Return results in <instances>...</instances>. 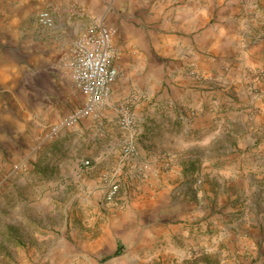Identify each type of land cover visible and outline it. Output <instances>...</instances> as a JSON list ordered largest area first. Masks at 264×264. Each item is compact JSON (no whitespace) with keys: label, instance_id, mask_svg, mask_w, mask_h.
Listing matches in <instances>:
<instances>
[{"label":"crops","instance_id":"obj_1","mask_svg":"<svg viewBox=\"0 0 264 264\" xmlns=\"http://www.w3.org/2000/svg\"><path fill=\"white\" fill-rule=\"evenodd\" d=\"M243 1L157 0L151 14L145 17V29L121 20L110 21L107 12L111 3L106 9L105 0H0V86L6 91L0 99V131L13 124L5 104L7 96L12 107L25 108L27 112L29 109L24 106L29 99L22 87L23 79L29 78L18 57L28 63L36 51L37 62L45 59L44 40L30 48L22 39L24 33L28 34L23 29L31 13L41 6L44 8L39 12L50 13L53 25L50 29L41 28L40 34L52 36L57 50L63 47L62 35L73 32L78 37L92 27H87L86 22L105 26L109 20L111 42L119 57L113 62L118 76L104 104L88 118L90 122L95 115L105 118V140L110 149L119 142H128L135 149L136 157L132 159L120 156V148L112 151L120 162L113 175L130 186L126 192L122 184L114 199L123 210H119L120 217L113 227L117 231L116 242L126 247L124 253L129 252L131 259L151 262L173 258L172 252L176 251L170 243L193 233L191 222L207 213L206 196L212 199L224 187L240 189L247 182L245 176L255 178V169L264 165L260 164L264 154H259L264 144L251 148L255 132L252 125L264 118V80L244 77L246 68L264 67V17L260 21L264 0ZM54 4L72 12L67 15V21L72 18L71 23L57 21L51 6ZM118 7L119 13L127 16H134L143 8L140 0H120ZM159 7L164 9L163 14ZM223 82L232 87L231 92L224 93L219 88ZM247 85L258 86L259 95L248 96ZM223 100L230 101V108L218 113ZM121 103L129 105L132 128L127 131L118 125L116 108ZM255 111L258 114L253 116ZM192 112L195 115L190 117ZM223 131L234 141L225 153ZM241 133L244 135L239 138ZM246 143L251 149L245 147ZM207 148L217 149V154L202 157ZM13 151L12 140L0 134V160L9 161ZM220 160L226 161L223 168L218 167ZM141 165L147 166L142 178ZM107 186L105 182V190ZM249 190L255 191L253 186ZM231 198L227 200L232 207ZM244 203L245 219L252 217L255 203L260 206L257 212L264 217V199L253 203L245 198ZM209 206L216 210V200ZM235 208L229 211L236 212ZM226 227H233L232 235L243 234L233 222ZM249 234L250 228L246 235ZM107 238L105 231V245L98 238L87 243L91 260L115 251L114 243ZM60 247L57 251L64 253L65 248Z\"/></svg>","mask_w":264,"mask_h":264},{"label":"rangeland","instance_id":"obj_2","mask_svg":"<svg viewBox=\"0 0 264 264\" xmlns=\"http://www.w3.org/2000/svg\"><path fill=\"white\" fill-rule=\"evenodd\" d=\"M119 1L105 0L106 9L108 3H111L107 12L110 21L121 20L126 24H137L146 29L148 24L144 22L145 17L151 14L153 4L157 0H140L143 8L135 12L134 16L120 14ZM121 1L127 3L129 0ZM245 2L244 0L242 3ZM51 6L55 10L57 21L71 23L72 18L67 21V15H72L71 11L63 8L61 4ZM42 8L44 7H38L31 13L23 29L28 34L24 33L22 39L30 48L35 47V43L40 39L45 41L44 62H37L36 51L28 63L25 58L18 57L23 63L20 66L24 75L29 78L23 79L22 85L29 99L28 104H24L29 108L28 112L25 108L12 107L13 103L8 96L5 99L13 124L10 129L1 130L0 134H5L12 140L14 154L9 157V161L0 160V264H264V217L257 212L260 206L255 203L258 198L264 199L261 195L264 190V165L255 169L258 172L255 178L245 176L247 182H243L238 191L224 187V191H216L211 196L212 199L206 196L207 213L191 222L193 233L183 237L182 241L170 243L176 251L172 252L173 258L145 262L131 259L129 252L124 253L126 247L116 242L117 231L113 227V223L120 217L119 210L122 207L119 201L106 203L103 197L105 182L108 185L112 182L118 183L119 190L123 184L126 192L130 188L119 176L113 175L120 162L114 156L117 154L112 151L121 149L125 142L116 140L115 143L119 142L120 147L117 144L115 149L107 146L105 118L95 115L93 122L89 121L90 116L80 117L73 122L67 121L73 111L85 101L84 96L72 85L67 69L70 48L77 37L73 32L62 35L63 47L60 50L53 46L55 39L52 36L41 37L42 27L36 22V13ZM163 13L164 9L161 11V14ZM261 17L260 21H263L264 16ZM108 24L109 20L105 22V26L112 29ZM86 26L95 25L88 21ZM118 59V53L115 51L113 62ZM37 76L39 79H33ZM244 77L262 82L264 67L246 68ZM219 88L224 93L232 91V87L225 82ZM245 90L248 96L259 95L258 86L247 85ZM5 94L6 91H2L0 86V99ZM229 105V100H223L217 108L218 113L228 110ZM128 106L127 103H121L116 108L117 120L120 122L123 115L128 116L131 129L132 119L127 111ZM257 114L255 111L252 115ZM194 115L192 112L190 117ZM262 120L252 125L255 129L252 149L264 144V118ZM215 130L217 128L213 131ZM223 134L221 143L225 146L223 145L222 153H225L234 141L229 133L223 131ZM242 135L244 134L241 133L239 138ZM245 147L250 148L248 143ZM261 151L259 154L263 155L264 150ZM214 154H217V149L207 148L201 156L207 159ZM84 162H88V165H84ZM225 162L220 160L218 167L223 168ZM261 162L260 164H263L264 160ZM143 166L141 165L140 169ZM105 175L108 179H105ZM111 175L113 177L109 179ZM141 176L142 174L139 177ZM252 186L255 189L253 193L249 190ZM206 189H210L207 181ZM246 191L249 193L246 194ZM225 192L229 195H222ZM229 196L232 197V207L228 205ZM125 197H128V194H125ZM245 198L255 203L256 208L251 211L252 217L247 219L244 212L247 208ZM214 200L216 210L209 206ZM229 208L237 210L230 212ZM251 208L249 207L250 210ZM262 212L264 213V210ZM231 222L235 223L243 234L235 232L232 235L230 230H233V227H226ZM248 228L250 234L246 235ZM105 231L107 240L114 243L115 251L107 252L106 255L104 253L99 260H91L87 243L98 238L105 245ZM60 246L65 248L64 253L57 251ZM118 256L122 257L117 258Z\"/></svg>","mask_w":264,"mask_h":264},{"label":"built area","instance_id":"obj_3","mask_svg":"<svg viewBox=\"0 0 264 264\" xmlns=\"http://www.w3.org/2000/svg\"><path fill=\"white\" fill-rule=\"evenodd\" d=\"M36 22L38 26L47 29L53 25L50 13L45 10L37 13ZM112 35L110 28L96 25L86 30L73 42L67 60L69 79L74 88L84 96L85 101L81 107L73 111L68 122L94 115L106 101L111 86L117 78V70L113 66L115 51L111 43ZM119 127L122 131L129 130L130 118L123 115ZM121 154L124 159L135 157L134 148L130 143L123 144ZM84 165L87 166L88 162H84ZM146 170V166L141 167L139 174H143ZM118 191V183H110L104 192L105 202H112Z\"/></svg>","mask_w":264,"mask_h":264}]
</instances>
